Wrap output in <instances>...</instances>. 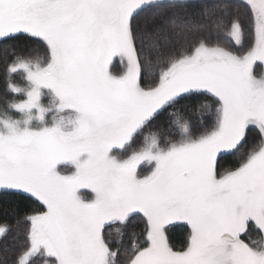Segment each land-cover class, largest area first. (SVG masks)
<instances>
[{"label": "snow or ice", "instance_id": "1", "mask_svg": "<svg viewBox=\"0 0 264 264\" xmlns=\"http://www.w3.org/2000/svg\"><path fill=\"white\" fill-rule=\"evenodd\" d=\"M247 4L254 40L236 51L209 41L225 28L243 46L228 0L195 17L189 0H0V38L27 34L46 49L5 66L14 95L0 105V189L42 209L26 217L18 264H264V245L244 238L250 226L264 237V75L254 71L264 66V0ZM195 94L215 114L202 131L169 113ZM166 114L171 127L149 131ZM250 129L259 145L221 171L218 158ZM140 214L146 238L121 259L107 230ZM173 221L190 226L180 250L166 236Z\"/></svg>", "mask_w": 264, "mask_h": 264}, {"label": "trees", "instance_id": "2", "mask_svg": "<svg viewBox=\"0 0 264 264\" xmlns=\"http://www.w3.org/2000/svg\"><path fill=\"white\" fill-rule=\"evenodd\" d=\"M221 2H224V0H189L190 7L187 11L195 17L205 12V10L214 11L212 6ZM228 2L233 5L230 11V15L233 18L236 12L239 11L243 24V46L241 47L236 44L230 37L228 29L225 28L212 29L209 41L210 43L220 44L236 51H245L254 40L251 12L246 0H228ZM202 34L207 35L208 33ZM14 56L19 59H41L46 56V49L43 44L29 38L27 34H18L15 39L6 40L0 38V105H3L6 100H10L14 95L7 89L5 77V66ZM152 60L155 62L154 56ZM148 71L150 69L146 66L143 77L144 82H150L151 79L155 78L148 77ZM12 80L18 86H24L26 82L22 71L13 74ZM206 101L211 103L207 96L195 94L181 101L179 105L169 109V113L178 112L196 130L202 131L212 127L215 123L214 110L209 114L202 108V105ZM172 118L174 117L166 114L156 121L149 131H164L166 126L171 127ZM141 143L142 137H138L131 145V149L138 148ZM259 143L260 134L257 130L250 129L246 140L239 146L238 150L222 154L218 158L220 170L226 171L237 166L239 159L252 148L258 146ZM39 210H42L40 202L31 197L30 194L22 191L0 189V227H6V233L0 236V264H18L19 258L27 247L26 241L30 224L27 222L26 217ZM145 228V218L140 214L131 217L124 224H114L107 230L108 239L112 242L114 250L116 248L120 249L121 259L130 250L134 241L139 243L144 242L146 238ZM189 234L190 226L185 222L174 223L166 231L170 245L176 250H180L186 246ZM247 235L244 237L246 241L249 238L260 241V238H258L259 232L252 227L249 229ZM33 264H42L41 259L38 257L34 258Z\"/></svg>", "mask_w": 264, "mask_h": 264}, {"label": "rangeland", "instance_id": "3", "mask_svg": "<svg viewBox=\"0 0 264 264\" xmlns=\"http://www.w3.org/2000/svg\"><path fill=\"white\" fill-rule=\"evenodd\" d=\"M246 1H247V0H246ZM110 71H112L113 74H116V75H118V74H120L121 72L124 71V63L120 60L119 57L114 58V60H113V64L110 66ZM254 71H255V73H256L258 76H259V75H264V66L257 65V66L255 67ZM132 150H133V149H131V147H130V148H128V149L125 150L124 154H127L128 152H130V151H132ZM67 170L70 171L71 169L68 168ZM150 170H151V168H150V166L147 165V164L142 165V166L140 167V169H139V171H140L142 174H145V175L148 174V173L150 172ZM81 195H82V197H84V198H91L92 193H91L90 191L82 190ZM178 222H185V221H173V222H171L169 225L166 226V231H167V228H168L170 225H172V224H174V223H178ZM185 223H186V222H185ZM250 228H251V226H250ZM247 236H248V235H247ZM258 238H260V241H259V240H255V239H253V238H249V240H247V241L255 242L257 245H264V237H262V236L260 235V233H259V237H258ZM258 241H259V242H258ZM258 243H259V244H258Z\"/></svg>", "mask_w": 264, "mask_h": 264}]
</instances>
